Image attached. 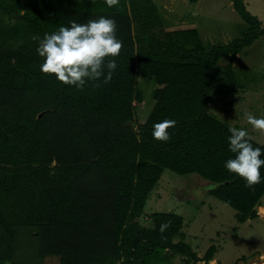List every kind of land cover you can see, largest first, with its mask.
<instances>
[{"label":"trees","instance_id":"obj_1","mask_svg":"<svg viewBox=\"0 0 264 264\" xmlns=\"http://www.w3.org/2000/svg\"><path fill=\"white\" fill-rule=\"evenodd\" d=\"M229 1L246 27L228 43L205 46L196 29L180 27L135 41L126 0L112 8L105 0H32L29 11L22 0H0V264L50 257L56 264H169L176 255L207 264L216 247L197 255L184 241L182 216H143L167 169L205 179L238 223L258 216L264 182L250 189L224 167L234 158L231 125L210 106L218 93L234 98L244 87L233 61L264 37V23L243 1ZM100 16L116 21L123 42L109 83L89 81L81 91L39 70L33 36ZM165 119L176 125L160 142L152 126ZM165 221L171 227L162 239Z\"/></svg>","mask_w":264,"mask_h":264},{"label":"rangeland","instance_id":"obj_2","mask_svg":"<svg viewBox=\"0 0 264 264\" xmlns=\"http://www.w3.org/2000/svg\"><path fill=\"white\" fill-rule=\"evenodd\" d=\"M242 1L245 8L264 23V0ZM22 2L25 10L29 11L26 7L32 5V0ZM126 4L135 41L147 33L165 38L167 32L180 27L196 29L202 44L211 46L228 43L239 37L246 27L229 0H126ZM2 21L7 23L10 19L4 17ZM142 44L147 46L144 42ZM227 61L222 59L219 64L224 65ZM233 66L244 87L234 98L226 93H218L213 97L211 106L222 108L221 116L225 115L231 126L239 123L240 128L246 129L251 138L264 143V133L253 130L246 123V117L240 114L244 110L251 111L256 118L264 117V37L244 48L236 56ZM231 98L234 102L229 109L227 102ZM256 110L257 113H254ZM208 189L207 181L197 174L180 176L168 169L164 170L146 201L143 216L157 211L174 212L182 216L184 241L197 255L203 256L210 246L216 247L213 258L207 264H224L225 261L249 264L255 260L263 263L264 211L261 208L264 209V194L260 199L261 206L257 207L258 216L240 224L232 215L233 208L209 195ZM142 223L148 225L149 220L147 222L144 218ZM182 258L176 255L169 264H193L183 262ZM48 260L47 264L57 263L56 257Z\"/></svg>","mask_w":264,"mask_h":264},{"label":"clouds","instance_id":"obj_3","mask_svg":"<svg viewBox=\"0 0 264 264\" xmlns=\"http://www.w3.org/2000/svg\"><path fill=\"white\" fill-rule=\"evenodd\" d=\"M105 3L112 8L119 4V0H105ZM116 29L113 18L100 16L89 19L86 23L69 20L66 26L62 25L56 31L45 33L43 38L33 36V41L38 42L35 51L42 58L39 70L44 74H54L62 84L74 86L81 91L89 81H99L94 85L97 88L109 83L118 67L114 58L120 55L123 47V42L116 37ZM109 57L112 59H108ZM211 109L221 116L222 108L211 106ZM243 116L253 130L264 133V117L256 118L251 111L245 112ZM236 124L238 128L229 127L230 135L227 137L228 148L234 158L227 159L224 167L229 173L242 178L245 187L253 189L255 185L264 182L260 171L264 167V159L261 158L264 156V148L254 147L251 140L259 144L261 142L251 138L246 129L239 128L240 124ZM175 125L176 121L171 119L154 123L152 137L160 142L169 141L171 137L168 129ZM170 227L171 221L160 224L158 231L162 239H166L164 233Z\"/></svg>","mask_w":264,"mask_h":264},{"label":"crops","instance_id":"obj_4","mask_svg":"<svg viewBox=\"0 0 264 264\" xmlns=\"http://www.w3.org/2000/svg\"><path fill=\"white\" fill-rule=\"evenodd\" d=\"M262 211H264V209L261 208ZM233 215V214H232ZM253 220V219H252ZM250 221V220H249ZM248 223V222H247ZM256 261V260H255ZM259 262V261H258ZM224 264H231V263H227V261L224 262ZM260 264V263H259Z\"/></svg>","mask_w":264,"mask_h":264}]
</instances>
